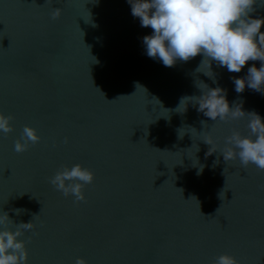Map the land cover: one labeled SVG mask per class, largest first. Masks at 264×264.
<instances>
[{
	"label": "water",
	"instance_id": "95a60500",
	"mask_svg": "<svg viewBox=\"0 0 264 264\" xmlns=\"http://www.w3.org/2000/svg\"><path fill=\"white\" fill-rule=\"evenodd\" d=\"M253 8L264 18V0ZM151 31L127 0H0V113L14 129L0 133V213L33 223L27 264H211L225 253L264 264V171L221 154L233 130L249 134V117L213 121L196 104L219 87L230 107L264 118V94L233 83L260 63L230 73L198 55L165 67L146 55ZM25 125L40 141L17 153ZM74 164L94 174L78 203L49 183Z\"/></svg>",
	"mask_w": 264,
	"mask_h": 264
},
{
	"label": "clouds",
	"instance_id": "9594fccd",
	"mask_svg": "<svg viewBox=\"0 0 264 264\" xmlns=\"http://www.w3.org/2000/svg\"><path fill=\"white\" fill-rule=\"evenodd\" d=\"M256 2L127 0L131 15L139 19L140 26L152 30L150 35L142 38L149 58L158 59L165 67H172L177 60L187 62L199 55L203 58L201 63L209 61L210 70L215 62L218 67L226 68L230 73H240L248 62L259 61V68L253 63L247 68L246 75L233 78V83L237 93H242L247 87L264 94V31H261L264 18H253L250 15ZM60 11L55 8L51 18L58 19ZM196 104L197 111L213 121L237 120L247 114L249 134L242 135L233 130L231 135L225 137L221 154L225 162L238 158L242 167L253 164L264 171V118L255 112L246 113L240 106L230 107L226 91L219 87L208 88L207 92L197 97ZM12 120L11 115L0 113V133L7 136L14 131ZM39 141L36 130L25 125L19 139L14 142V151L25 152L30 145ZM204 142L212 147L211 137ZM64 143H68L67 137ZM93 180L91 170L74 164L71 167L62 165L49 179V183L63 196H73L74 202L78 203L85 200L83 189L92 184ZM10 224L15 225L14 230L9 227ZM33 228L32 222L16 224L7 212L0 213V264H27L26 241L21 237L25 231ZM74 264L87 262L77 257ZM211 264H238V261L225 253L216 256Z\"/></svg>",
	"mask_w": 264,
	"mask_h": 264
}]
</instances>
